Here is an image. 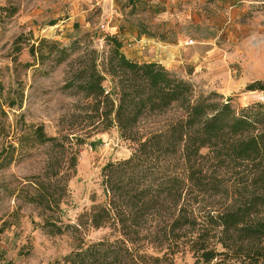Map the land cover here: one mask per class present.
Listing matches in <instances>:
<instances>
[{
  "label": "trees",
  "instance_id": "1",
  "mask_svg": "<svg viewBox=\"0 0 264 264\" xmlns=\"http://www.w3.org/2000/svg\"><path fill=\"white\" fill-rule=\"evenodd\" d=\"M95 38L27 45L35 65H68L63 90L79 99L63 137L72 151L114 129L133 148L103 168L108 202L72 225L61 220L52 178L26 194L50 214L41 227L51 236L109 231L96 242L76 237L63 264H264V103L235 110L216 93L197 95L157 62L131 61L118 36L104 35L102 50ZM33 133L40 143L57 141L43 127ZM220 172L239 183L220 210H208Z\"/></svg>",
  "mask_w": 264,
  "mask_h": 264
},
{
  "label": "rangeland",
  "instance_id": "2",
  "mask_svg": "<svg viewBox=\"0 0 264 264\" xmlns=\"http://www.w3.org/2000/svg\"><path fill=\"white\" fill-rule=\"evenodd\" d=\"M106 34L121 39L128 59L161 64L197 95L216 93L235 110L264 103V0H0V264H63L76 237L96 242L109 234L51 236L41 227L50 214L26 202L35 183L52 178L61 220L72 225L108 202L103 168L133 154L116 129L72 151L63 137L79 99L63 90L68 65H35L27 48L97 35L93 45L102 50ZM21 35L28 38L17 41ZM37 127L57 141L40 143ZM229 178L220 172L218 192L209 187L208 210L229 201L239 183Z\"/></svg>",
  "mask_w": 264,
  "mask_h": 264
},
{
  "label": "built area",
  "instance_id": "3",
  "mask_svg": "<svg viewBox=\"0 0 264 264\" xmlns=\"http://www.w3.org/2000/svg\"><path fill=\"white\" fill-rule=\"evenodd\" d=\"M192 43V42H191ZM187 44H190L189 42H187Z\"/></svg>",
  "mask_w": 264,
  "mask_h": 264
}]
</instances>
